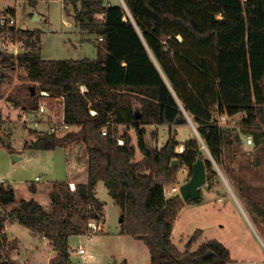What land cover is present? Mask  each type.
I'll return each mask as SVG.
<instances>
[{
  "label": "trees",
  "instance_id": "16d2710c",
  "mask_svg": "<svg viewBox=\"0 0 264 264\" xmlns=\"http://www.w3.org/2000/svg\"><path fill=\"white\" fill-rule=\"evenodd\" d=\"M15 1L33 8L38 4V0ZM62 3L64 10L72 8L78 28L100 37L97 57L45 60L40 55V30L8 28L22 50L0 53V70H29L24 80L30 86L20 87L27 88L22 110L37 107L34 98L40 91L63 99L64 120L75 130L61 137L30 131L35 139L26 140L23 150L80 143L86 155V181L75 183L73 190L69 182L53 183L50 211L34 200H22L0 218V264H15L10 254L17 250V241L4 232L6 219L47 240L55 252L52 264H73L69 238L86 235L90 221L102 225L104 220V203L95 196L99 181L120 208V234L142 241L151 264H229L228 249L216 240L203 241L192 250L200 230L191 235L184 250L176 247L172 231L185 202L178 193L166 197L164 187L174 185L184 167L191 174L198 159L204 161L206 181L215 175L196 140L184 143L181 153L175 151L179 142L172 127L184 125L187 118L217 164L223 163L224 137L216 114L242 113L243 126L264 128V0ZM3 79L5 75L0 76ZM80 85L86 87L84 93ZM147 126L167 127L168 137L160 148L150 140L158 138L157 132L147 138ZM0 144L13 150L8 142ZM135 147L141 155L138 160ZM174 160L177 164L172 166ZM29 191L35 193L36 187L30 185ZM14 202V191L7 184L0 189V206ZM75 213L77 222L72 219Z\"/></svg>",
  "mask_w": 264,
  "mask_h": 264
},
{
  "label": "rangeland",
  "instance_id": "374dc122",
  "mask_svg": "<svg viewBox=\"0 0 264 264\" xmlns=\"http://www.w3.org/2000/svg\"><path fill=\"white\" fill-rule=\"evenodd\" d=\"M121 0H105L106 4H117ZM14 8L19 28L38 29L41 31L40 55L45 60H81L95 59L97 46L100 45L98 35L83 31L74 22L71 7L64 10L62 0H38L36 7H30L24 1L0 0V12ZM37 16L36 20H33ZM17 51L21 46L17 44ZM15 48H10L12 54ZM14 54V53H13ZM27 68L0 70V142H8L12 151L0 144V177L7 181L15 194L16 206L19 201H37L44 209L50 211L49 191L53 183L67 181H83L86 179V155L80 143H72L56 147L53 150H23L26 140H34L35 134L19 124L18 114L24 106L23 98L30 86ZM18 102L20 106H15ZM38 105L45 103L53 114H58L59 103L53 98H34ZM215 118L223 133L222 164H217L202 145L195 125L188 120L184 125L172 127L176 130V141L179 145L175 151L181 153L184 143L196 140L200 145L202 157L211 161L215 175L200 189V196L186 203L180 211L172 231V241L182 251L185 243L196 231L200 235L192 245V250L207 240H216L229 251L230 264H257L264 260V128H248L241 124L242 113L234 116L216 114ZM10 127L9 138L7 128ZM147 138L157 132V139L151 138L152 144L160 148L167 140L168 130L165 126H147ZM72 130H75L73 127ZM124 132V128L120 131ZM132 143L136 146L135 131L128 130ZM250 136L252 144L247 145ZM136 149V159L141 155ZM16 157V159H14ZM180 172L178 182L164 187L166 197L173 195L168 189L179 187L191 176L188 168ZM38 178V180H36ZM207 180V178H206ZM34 185L37 194L29 191ZM97 196L108 200L107 228L114 232L118 225L117 209L111 205L106 187L100 182ZM196 201V202H195ZM48 208V209H47ZM74 222L78 214H73ZM97 233L99 230L96 231ZM9 236L17 238L18 254H12L15 264H23L29 260L31 264H52L49 242L39 240L37 234L19 224H12ZM87 237L82 236L72 242L71 248L86 247ZM48 244V245H46ZM144 246V245H143ZM34 247V248H33ZM15 252V251H14ZM11 255V254H10ZM78 257V256H77ZM74 254V264H82ZM25 263V262H24ZM29 263V264H30ZM112 263V262H111Z\"/></svg>",
  "mask_w": 264,
  "mask_h": 264
},
{
  "label": "crops",
  "instance_id": "0c3cea01",
  "mask_svg": "<svg viewBox=\"0 0 264 264\" xmlns=\"http://www.w3.org/2000/svg\"><path fill=\"white\" fill-rule=\"evenodd\" d=\"M17 2V1H15ZM11 13L15 16V10L14 8L10 7L7 8L6 10L0 12V13ZM38 18V17H37ZM36 20V19H33ZM25 29V28H22ZM29 30H33V29H29ZM185 168H182L180 172H183ZM178 173V175H179ZM85 180L81 181L85 182ZM69 183H72L75 185V183H78L79 181H67ZM101 181L97 182L96 187H95V196L98 200H100L101 202L104 203V207H103V216H104V220L102 225H98V230L99 232H94L92 234H86V235H82V236H86L87 240L86 243L89 245L88 250L86 247H84V254L82 256H78L76 254H74L78 259L81 260L80 263L82 264H111V262H116V263H120L122 261H125L127 264H151V258H150V253L149 250L147 248V246L140 240H135L134 238H132L131 236L128 235H122L120 234V208L115 204V202L113 201L112 198H110V203H112L111 205H114V207H116L117 212L116 215H118V225H117V229L114 232H109L108 228H107V222H108V213H107V204H108V200H101L98 196H97V189L99 187ZM177 182H178V176H177ZM103 183V182H101ZM104 185V184H103ZM180 186V185H179ZM107 190V188H106ZM32 194H37V189L35 193ZM107 194H108V190H107ZM109 196V194H108ZM110 197V196H109ZM37 202V201H36ZM38 203V202H37ZM12 205H6V206H0V218L4 217L5 215L10 213V211L15 208L16 206ZM184 208V207H183ZM48 209V208H47ZM46 210V209H45ZM19 224L17 221L14 220H4V232L7 235L9 240H17V238H13L9 236V228L12 224ZM27 229V228H26ZM82 236H71L69 238L68 241V245H69V251L71 250V246H72V242L75 241L76 239H78L79 237ZM39 240L44 241L43 238H40L38 236ZM73 240V241H72ZM48 245V244H46ZM144 245V246H143ZM48 247L50 248V259L53 260L54 256H55V252L53 251V248L48 245ZM80 247V245H79ZM34 248V247H33ZM77 248V247H76ZM82 248V247H81ZM19 250V245L17 247V250L13 253L18 254ZM10 255L11 259H12V254ZM70 254V259L72 258L73 253L69 252ZM72 261V259H71ZM23 263H27L29 264V260H24L22 261ZM73 263V261H72ZM31 264V263H30ZM74 264V263H73ZM230 264V263H229ZM257 264H264V260H262L261 262H258Z\"/></svg>",
  "mask_w": 264,
  "mask_h": 264
},
{
  "label": "built area",
  "instance_id": "2783aa9c",
  "mask_svg": "<svg viewBox=\"0 0 264 264\" xmlns=\"http://www.w3.org/2000/svg\"><path fill=\"white\" fill-rule=\"evenodd\" d=\"M8 28H16L22 29L17 26L16 17L11 13H0V53H9L10 48H15L17 44L21 46L19 41H14L11 37V34L8 32ZM19 53L17 51V47L14 49L12 54ZM86 91V87L84 85H80V92L84 93ZM38 97L42 99L46 98H53L50 96L48 92L40 91ZM56 100L59 105H61L58 114H53L52 110L48 108L45 103H40L35 108H29L26 110H22L18 114L19 117V124L22 127L27 128L29 131H35L37 133L47 134V135H54L56 137H61L65 133L72 130L73 126L66 123L64 120V104L62 98H53ZM92 115L95 114L94 111L90 112ZM222 118H224V114H222ZM218 123V122H217ZM107 133L106 129L103 128L101 130V134L105 136ZM118 145L123 144V140H117ZM247 145L252 144V139L250 136L246 139ZM38 180V178H36ZM7 181L0 177V189L4 188L7 185ZM70 189H74V184H70ZM168 191L172 193H178V187H173L168 189ZM88 227L90 231L88 234H92L98 230L97 223L95 221H90L88 223ZM73 254L78 256H82L84 254V249L81 247L71 248L69 251Z\"/></svg>",
  "mask_w": 264,
  "mask_h": 264
},
{
  "label": "water",
  "instance_id": "95a60500",
  "mask_svg": "<svg viewBox=\"0 0 264 264\" xmlns=\"http://www.w3.org/2000/svg\"><path fill=\"white\" fill-rule=\"evenodd\" d=\"M36 18L37 16L34 17V19ZM31 92L34 94L33 89H31ZM187 120L191 125H193L189 118H187ZM14 159H16V157H14ZM176 164L177 161L174 160L172 162V166H175ZM205 182V164L202 159H198L192 166L191 176L189 179L178 187V194L184 202H187L188 200H195L200 196V189L205 186Z\"/></svg>",
  "mask_w": 264,
  "mask_h": 264
}]
</instances>
